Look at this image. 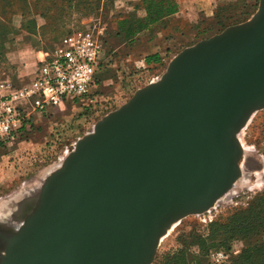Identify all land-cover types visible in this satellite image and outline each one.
Instances as JSON below:
<instances>
[{
    "label": "water",
    "instance_id": "water-1",
    "mask_svg": "<svg viewBox=\"0 0 264 264\" xmlns=\"http://www.w3.org/2000/svg\"><path fill=\"white\" fill-rule=\"evenodd\" d=\"M263 110L259 0L247 21L180 51L76 143L31 193L21 225L0 228V264H153L173 225L232 191L238 137Z\"/></svg>",
    "mask_w": 264,
    "mask_h": 264
},
{
    "label": "rangeland",
    "instance_id": "rangeland-1",
    "mask_svg": "<svg viewBox=\"0 0 264 264\" xmlns=\"http://www.w3.org/2000/svg\"><path fill=\"white\" fill-rule=\"evenodd\" d=\"M26 1V18L19 14L8 17L19 36L13 42L15 49L7 55L9 65L0 70V79H10L20 72L29 81L38 67L35 50L51 52L67 36L85 31L102 43L104 68L95 75L99 83L92 86L90 95L67 102L60 112L34 116L22 140L0 149V206L19 195L34 193L97 122L125 104L136 90L154 82L159 74L158 69L145 70L136 60L137 46L150 44L148 34L138 35L133 42L124 40L125 30L145 19L143 0H98L97 5L93 0ZM241 1L221 0V6ZM75 2L78 6L69 8V3ZM29 20L34 22L33 36L21 30V24ZM155 52L157 47L149 46L147 53ZM17 55L29 62L26 68L15 62ZM238 139L243 151L239 181L211 210L173 225L161 239L153 264H194L190 258L197 257L201 264H215L209 253L202 255L207 250L223 253L226 260L221 264H233L232 257L255 244L260 249L249 264H255L256 258L264 264V196L256 199L264 194V110L252 116Z\"/></svg>",
    "mask_w": 264,
    "mask_h": 264
},
{
    "label": "built area",
    "instance_id": "built-area-1",
    "mask_svg": "<svg viewBox=\"0 0 264 264\" xmlns=\"http://www.w3.org/2000/svg\"><path fill=\"white\" fill-rule=\"evenodd\" d=\"M102 53V43L91 32H77L44 55L29 83L15 87L0 82L2 147L16 141L19 131L28 127L34 116L60 112L67 102L90 95L92 86L99 83L95 75L104 68ZM209 255L215 264L226 260L221 252L211 251Z\"/></svg>",
    "mask_w": 264,
    "mask_h": 264
},
{
    "label": "trees",
    "instance_id": "trees-1",
    "mask_svg": "<svg viewBox=\"0 0 264 264\" xmlns=\"http://www.w3.org/2000/svg\"><path fill=\"white\" fill-rule=\"evenodd\" d=\"M258 1V0H257ZM95 4H98V0H93ZM142 4L146 9L145 19L141 22L135 23V26L130 29L129 27L125 30L124 40L128 42L136 41V37L143 33L148 34L150 47H157V49L161 46L160 43L156 42V38L153 35H156V30L154 26L157 23H160L165 18H168L174 15L177 12V7L173 0H143ZM256 4V3H255ZM252 6V12L255 10V6ZM78 6V2L69 3V8ZM36 8V7H35ZM29 10V5L26 0H0V70L9 65L7 55L10 51L15 49V45H13L14 40L19 36V31L12 24V19L8 18L15 14H19L21 17L26 18ZM251 12V13H252ZM251 13L247 12V5L241 2L228 3L225 6H219L215 12L214 19L209 24H202L201 27H191V29H195L196 33L194 35V41L187 43L183 41H177L176 43L170 45V41H173L174 38L171 34H165L161 37V40L166 44V51L168 53H177L183 48L192 45L194 42H199L201 40L208 39L215 34L221 33L227 27L238 25L244 23ZM59 15V14H58ZM45 21H48V17L46 15L41 14L40 16ZM34 22L29 20L27 23L21 24V30L25 31L28 35L33 36L35 34L34 31ZM177 34V32H175ZM31 39V38H30ZM54 40V39H53ZM10 46V47H8ZM158 54H150L144 58L140 55L136 58V60L142 62L145 70H155L157 66H159V61H157ZM32 127V120L28 123V128ZM26 131V128L23 127L18 135L16 142H18L19 138L22 140V134ZM0 148L2 144L0 143ZM264 196L260 195L256 199H260ZM251 249H253V253L251 254ZM249 251H243L238 257H232L230 260L233 264H249L252 260V256L254 253H257L260 246L255 244V246L251 247ZM211 250L205 251L202 255L205 257ZM191 261H194V264H201V259L190 258ZM170 264V262H169ZM184 264L185 261H184ZM255 264H262L259 262V259L256 258Z\"/></svg>",
    "mask_w": 264,
    "mask_h": 264
},
{
    "label": "crops",
    "instance_id": "crops-1",
    "mask_svg": "<svg viewBox=\"0 0 264 264\" xmlns=\"http://www.w3.org/2000/svg\"><path fill=\"white\" fill-rule=\"evenodd\" d=\"M247 5V12H252V6L257 2V0H242ZM177 7V12L168 17L165 18L160 23H157L154 26V29L156 30V42L160 43L161 46L157 49L156 54H158L157 61H159V66H157L159 74L157 75V80L160 78V76L164 73L168 63L171 61V59L177 55V53H168L166 51V44L161 40V37H163L165 34H171V36L174 38L173 41H170L174 44L177 41H183V42H193L194 41V35L196 33L195 29H191V27L199 26L201 27L202 24H209L213 21L215 12L219 6L222 5L221 0H173ZM256 9L251 13L249 18L255 13ZM248 18V19H249ZM247 19V20H248ZM246 20V21H247ZM177 32V34L175 33ZM197 42H194L192 45H189L185 48L191 47ZM34 46V45H32ZM148 45L142 44L137 46V53L142 57H146L150 54H148ZM183 48V49H185ZM182 51V50H181ZM33 53L37 56V64L43 59L44 55L48 52H45L44 50H35ZM155 54V53H153ZM22 55L16 56L15 62H17L20 65H24L23 68L27 67V63H29ZM36 62V60H35ZM142 63V62H141ZM34 74H32L31 79L28 81V78L25 79L22 77L20 72L15 73L13 77L10 79H0V82H9L13 84L15 87L24 85L29 83L33 78ZM26 76V75H25ZM154 80V81H155Z\"/></svg>",
    "mask_w": 264,
    "mask_h": 264
},
{
    "label": "bare ground",
    "instance_id": "bare-ground-1",
    "mask_svg": "<svg viewBox=\"0 0 264 264\" xmlns=\"http://www.w3.org/2000/svg\"><path fill=\"white\" fill-rule=\"evenodd\" d=\"M35 193L37 191L33 194ZM19 197L18 199L14 198L13 201L10 200V202L12 201L11 203L8 202L0 206V228L15 231L21 225L24 216L29 210L27 208L29 206L28 203L32 201V198L31 194L26 193Z\"/></svg>",
    "mask_w": 264,
    "mask_h": 264
}]
</instances>
